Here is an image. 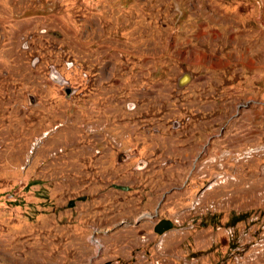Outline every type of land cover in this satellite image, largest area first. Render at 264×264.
<instances>
[{"label": "rangeland", "instance_id": "1", "mask_svg": "<svg viewBox=\"0 0 264 264\" xmlns=\"http://www.w3.org/2000/svg\"><path fill=\"white\" fill-rule=\"evenodd\" d=\"M194 5L0 0V264H264V25L185 44Z\"/></svg>", "mask_w": 264, "mask_h": 264}, {"label": "crops", "instance_id": "2", "mask_svg": "<svg viewBox=\"0 0 264 264\" xmlns=\"http://www.w3.org/2000/svg\"><path fill=\"white\" fill-rule=\"evenodd\" d=\"M194 1L196 6L194 5L193 8H190L188 13H186V20L181 21L182 29L185 30V44H187L188 39L195 40V38L187 34L198 28L204 31V34L201 36L203 41L211 40L219 42V40H224L227 31H233L234 39L237 40L240 38L239 31L242 30V26L244 27V24L251 18L249 16H251L250 14H252L253 10H255L259 17L260 25H264V10L259 12L258 9H252L250 6H234L230 8L229 6L220 4L219 0H211L209 2L204 0L207 4H204L203 0ZM182 15L183 12L181 11L180 16ZM215 58L219 60L218 63H221L218 57Z\"/></svg>", "mask_w": 264, "mask_h": 264}, {"label": "flooded vegetation", "instance_id": "3", "mask_svg": "<svg viewBox=\"0 0 264 264\" xmlns=\"http://www.w3.org/2000/svg\"><path fill=\"white\" fill-rule=\"evenodd\" d=\"M262 71L263 72H262V76L261 77L264 78V69ZM261 83L264 84V79L261 81ZM261 88L264 89V85H262ZM259 105L262 108V115L264 116V98L263 97H261L259 99ZM241 107L242 106H240L238 108H241ZM262 123L264 124V121ZM220 132H223V128L220 129ZM220 135H222V134H220ZM216 136H219V135H216ZM80 145L81 146H97V147L99 146L100 147L102 144L99 143L98 141H93V143H83V144H80ZM206 146L207 145H204L202 147V149H205ZM125 159H128V154L119 153L117 155V161L119 160V163L124 162ZM141 166H139V168H137V169L142 168ZM77 176H79V175H77ZM90 178H93V177L90 176ZM101 178H104V177L103 176L99 177V179H101ZM111 187L114 188V189L122 190V191H128V189L131 188L132 185L123 186V185H118V184H114L113 183L111 185ZM150 196L152 197L153 194L151 193ZM78 198H79L78 199L79 201H86L87 200L86 195H80ZM164 198H165V194L162 196V200ZM132 199L134 201H137V203H139L141 205H145L146 201L148 200V198H136V197L132 198ZM132 199L120 200L119 203H124L125 201H129V200H132ZM69 205L71 207H74V202H70ZM161 205H162V201L161 202L159 201L155 206L141 208L139 213L134 216V219L132 220L131 223L130 222L129 223L128 222H123V223H126L127 225L132 226V227H138L139 225H142V227L137 229L138 233H157L155 231L157 223L159 221H161V220H169L165 216H160ZM144 218H146V219L144 220ZM117 226H118V224L115 225V227H117ZM106 231L108 232L110 230H106L105 229V231L103 233H105Z\"/></svg>", "mask_w": 264, "mask_h": 264}, {"label": "water", "instance_id": "4", "mask_svg": "<svg viewBox=\"0 0 264 264\" xmlns=\"http://www.w3.org/2000/svg\"><path fill=\"white\" fill-rule=\"evenodd\" d=\"M54 35H57V33H53ZM52 74V79L54 82H56L59 85L63 86V91L65 93V97L69 98L71 94L75 92V89L70 87L68 84V81L64 78H62L58 73H56L54 70L51 71ZM191 72L190 71H185L180 74V76L177 79V87L178 88H183L185 87L189 81L191 80ZM30 103L35 102V98L32 95H29ZM242 105H238L240 107ZM172 228V222L170 220H161L157 223L155 231L158 234H163L164 232L170 230Z\"/></svg>", "mask_w": 264, "mask_h": 264}]
</instances>
